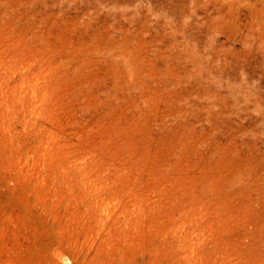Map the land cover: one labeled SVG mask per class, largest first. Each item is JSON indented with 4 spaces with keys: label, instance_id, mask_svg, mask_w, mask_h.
Wrapping results in <instances>:
<instances>
[{
    "label": "rangeland",
    "instance_id": "374dc122",
    "mask_svg": "<svg viewBox=\"0 0 264 264\" xmlns=\"http://www.w3.org/2000/svg\"><path fill=\"white\" fill-rule=\"evenodd\" d=\"M0 264H264V0H0Z\"/></svg>",
    "mask_w": 264,
    "mask_h": 264
},
{
    "label": "bare ground",
    "instance_id": "6f19581e",
    "mask_svg": "<svg viewBox=\"0 0 264 264\" xmlns=\"http://www.w3.org/2000/svg\"><path fill=\"white\" fill-rule=\"evenodd\" d=\"M128 4V3H127ZM129 4H130V1H129Z\"/></svg>",
    "mask_w": 264,
    "mask_h": 264
}]
</instances>
